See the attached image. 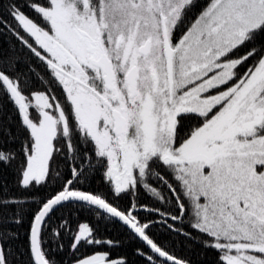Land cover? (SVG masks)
<instances>
[{
  "label": "snow or ice",
  "instance_id": "snow-or-ice-1",
  "mask_svg": "<svg viewBox=\"0 0 264 264\" xmlns=\"http://www.w3.org/2000/svg\"><path fill=\"white\" fill-rule=\"evenodd\" d=\"M177 244L264 264V0H0V264Z\"/></svg>",
  "mask_w": 264,
  "mask_h": 264
},
{
  "label": "trees",
  "instance_id": "trees-1",
  "mask_svg": "<svg viewBox=\"0 0 264 264\" xmlns=\"http://www.w3.org/2000/svg\"><path fill=\"white\" fill-rule=\"evenodd\" d=\"M202 3H206V0H202ZM5 104H6V102H5ZM5 110H6L8 115H12L13 110L11 109L10 105L6 104ZM13 118H15V117L13 116ZM5 176L7 178V181L9 182V184H11V182L13 180V175H12L11 171L6 170ZM90 183L92 184L93 187H101L98 176L91 178ZM145 199H147V197H145ZM57 215H60V213H58ZM82 218H88V213H86V212L82 213ZM27 227H28L27 222H25L23 227H19L16 229V231L19 232L20 239L15 242L14 248L19 247L21 250L23 249L24 243H25V237H26V233H27ZM101 232L103 235H105L109 238L121 235L117 229H114L110 226L107 228L102 226ZM68 243H70V241L66 240L65 241L66 248H67ZM175 250H176V253L178 255L191 257L194 261V264H211V261H213L214 257H215L214 253L209 252L205 255L200 249H197L195 253H192V252L188 251V249H183L179 244L176 245ZM113 255L114 256L128 255L129 257L135 259V257L132 256V246L128 245V244H126L123 248L115 250L113 252ZM64 258L67 259V256H65Z\"/></svg>",
  "mask_w": 264,
  "mask_h": 264
}]
</instances>
